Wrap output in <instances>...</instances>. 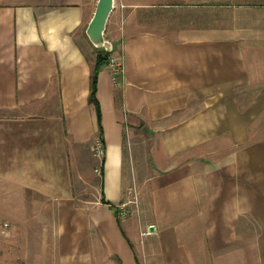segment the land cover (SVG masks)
<instances>
[{
    "label": "crops",
    "instance_id": "crops-1",
    "mask_svg": "<svg viewBox=\"0 0 264 264\" xmlns=\"http://www.w3.org/2000/svg\"><path fill=\"white\" fill-rule=\"evenodd\" d=\"M97 1L0 0L10 253L21 264H264V1L113 9L105 31L124 73L117 85L109 64L98 76L99 178L86 34ZM146 6L168 17L138 27ZM210 7L234 16L176 17ZM133 184L138 210L119 218Z\"/></svg>",
    "mask_w": 264,
    "mask_h": 264
},
{
    "label": "rangeland",
    "instance_id": "rangeland-1",
    "mask_svg": "<svg viewBox=\"0 0 264 264\" xmlns=\"http://www.w3.org/2000/svg\"><path fill=\"white\" fill-rule=\"evenodd\" d=\"M159 1L161 0H115L114 4V10L117 9H124L127 10L128 8H134V12L137 11V4L139 3H145V5H151L152 3L157 4L159 3ZM178 1H186V0H178ZM191 3H203V4H208L210 6L212 5H223L224 3H234V2H241L242 0H189ZM256 1H264V0H256ZM127 3L133 5L132 6H128ZM210 11H206L207 13H203L200 15V13L193 11V13L189 16H187L184 13H181L182 11L176 13V17H178V19H184L185 17H193L192 19H194V22L198 20V18L200 17H204L205 15L207 16V18L210 21V24L212 22V24H216L219 21L220 22H224L222 20H224V18H232L234 16L233 10H224L223 11V7H219V8H214L212 9V7L209 8ZM142 14L138 15L140 19H142V24L138 25V27L143 26V27H148V28H155L156 25H158V21L162 20L165 16L168 17L167 14L162 15L161 11L159 9V7H141L139 10ZM231 19H227V21H229ZM226 21V20H225ZM181 24V23H180ZM176 29H179L176 28ZM105 37L108 38L110 40V33L105 31ZM195 107V106H194ZM185 112H182V114L180 115H184ZM142 138V137H139ZM91 156L92 159L94 160L95 164H94V169L97 168L100 164H101V160L96 158L92 151H91ZM104 158V157H103ZM97 175L98 178L99 176L102 175L101 173H97L96 171H94ZM99 180H98V187H99ZM2 212H0V220H7V218H4L1 215ZM10 233L11 230H9V232L7 234H3L0 232V264H21L20 260L16 259L13 257V255L10 253Z\"/></svg>",
    "mask_w": 264,
    "mask_h": 264
},
{
    "label": "built area",
    "instance_id": "built-area-1",
    "mask_svg": "<svg viewBox=\"0 0 264 264\" xmlns=\"http://www.w3.org/2000/svg\"><path fill=\"white\" fill-rule=\"evenodd\" d=\"M108 64L111 67L112 79L114 83L120 84L122 80V76L124 73V64L123 58L121 55L115 53V51H111L109 54ZM92 153L93 155L101 160V164L95 168L97 173H101L103 171L105 157H106V146L104 139L98 135L96 136L93 145H92ZM104 157V158H103ZM129 197L116 205V212L119 218H127L131 212V205L135 206V209L138 210L139 206V194L136 186L133 184L127 189ZM11 229V224L8 220H0V232L3 234H7ZM146 232L143 231V234Z\"/></svg>",
    "mask_w": 264,
    "mask_h": 264
},
{
    "label": "water",
    "instance_id": "water-1",
    "mask_svg": "<svg viewBox=\"0 0 264 264\" xmlns=\"http://www.w3.org/2000/svg\"><path fill=\"white\" fill-rule=\"evenodd\" d=\"M115 0H98L91 20L86 28V34L95 47L112 51L114 46L111 40L105 37L108 18L113 11ZM154 226H150L153 230Z\"/></svg>",
    "mask_w": 264,
    "mask_h": 264
},
{
    "label": "trees",
    "instance_id": "trees-1",
    "mask_svg": "<svg viewBox=\"0 0 264 264\" xmlns=\"http://www.w3.org/2000/svg\"><path fill=\"white\" fill-rule=\"evenodd\" d=\"M97 48V55H96V63L91 75V90H90V96L89 99L92 103H94L97 111V118H98V123H99V135L103 138V131H102V126H101V116H102V111H101V104L97 96V91H98V76L100 69L103 65L108 64L109 60V54L111 51L105 50L104 48Z\"/></svg>",
    "mask_w": 264,
    "mask_h": 264
}]
</instances>
